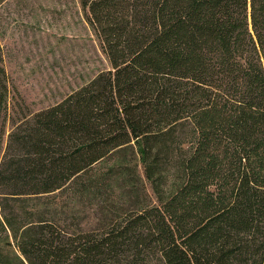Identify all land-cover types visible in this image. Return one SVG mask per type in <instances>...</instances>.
<instances>
[{
	"label": "trees",
	"instance_id": "trees-1",
	"mask_svg": "<svg viewBox=\"0 0 264 264\" xmlns=\"http://www.w3.org/2000/svg\"><path fill=\"white\" fill-rule=\"evenodd\" d=\"M77 2L109 69L60 102L0 50V264H264V0Z\"/></svg>",
	"mask_w": 264,
	"mask_h": 264
},
{
	"label": "rangeland",
	"instance_id": "rangeland-1",
	"mask_svg": "<svg viewBox=\"0 0 264 264\" xmlns=\"http://www.w3.org/2000/svg\"><path fill=\"white\" fill-rule=\"evenodd\" d=\"M0 50L10 93L30 113L109 69L77 0H0Z\"/></svg>",
	"mask_w": 264,
	"mask_h": 264
}]
</instances>
